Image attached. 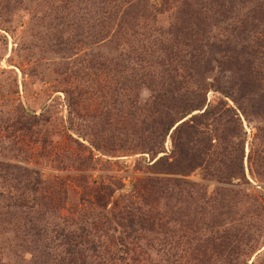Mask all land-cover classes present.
I'll use <instances>...</instances> for the list:
<instances>
[{"label": "rangeland", "instance_id": "1", "mask_svg": "<svg viewBox=\"0 0 264 264\" xmlns=\"http://www.w3.org/2000/svg\"><path fill=\"white\" fill-rule=\"evenodd\" d=\"M0 264H264V0H0Z\"/></svg>", "mask_w": 264, "mask_h": 264}, {"label": "trees", "instance_id": "2", "mask_svg": "<svg viewBox=\"0 0 264 264\" xmlns=\"http://www.w3.org/2000/svg\"><path fill=\"white\" fill-rule=\"evenodd\" d=\"M206 112H207V108L204 109L201 114L203 115ZM187 124L188 123L186 122V120H183L180 123H178L177 125H172V126H174V128L172 129V145H173V148L171 149V154H172L171 157L174 159L173 161H177V157L180 160L183 157V160L185 159V163L184 164H186L187 161L190 163V160L191 159H190V157L187 156L188 155V151L187 150H181V149H179V145L177 143V137H178L179 131L181 130V127L183 125H187ZM177 148H178V151L176 150Z\"/></svg>", "mask_w": 264, "mask_h": 264}]
</instances>
